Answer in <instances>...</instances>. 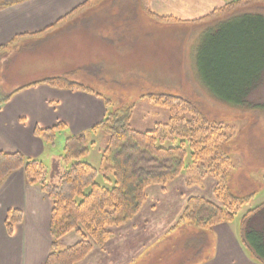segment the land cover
Here are the masks:
<instances>
[{"label": "trees", "instance_id": "trees-1", "mask_svg": "<svg viewBox=\"0 0 264 264\" xmlns=\"http://www.w3.org/2000/svg\"><path fill=\"white\" fill-rule=\"evenodd\" d=\"M101 1L85 0L60 23ZM149 1L141 0V7L149 17L169 23L183 22L175 16L158 15L150 9ZM221 1L222 7L190 22L208 23L229 17L219 33L206 41L199 63L208 83L225 100L243 104L264 76V0ZM234 17L237 20H232ZM20 39L16 37L10 45L0 46V53ZM221 45L227 49H218ZM212 77H218L219 81ZM44 82L55 88L93 92L91 87L65 77L48 78ZM145 97L168 110L170 117L166 123H157L144 132L133 129L130 121L135 104L130 103L112 110L108 108L106 117L92 128V132L101 129L109 136L103 157L109 161L113 173V181L107 180L112 187L98 183L100 170L83 159L92 145L84 133L66 139L61 156L63 169L57 183L48 180L42 160L26 157L21 152L0 151V187L12 173L23 170L27 181L39 185L52 202V248L44 264L82 261L95 246L103 247L113 238L112 227L125 224L138 214L147 199L149 186L165 187L193 167L200 176L209 175L217 180L215 200L191 197L179 225L211 229L230 223L250 201V195L234 194L228 182L234 168L232 159L222 149L230 140L228 124L209 119L196 103L182 96L147 94ZM10 98L0 87V105ZM103 98L110 107L112 101ZM65 127L62 122L47 128L37 127L35 134L53 143ZM21 220L22 212L11 210L6 221L8 231ZM241 223L242 242L254 260L264 264V203L243 215ZM70 232L78 233L81 240L62 247L61 238Z\"/></svg>", "mask_w": 264, "mask_h": 264}, {"label": "crops", "instance_id": "crops-1", "mask_svg": "<svg viewBox=\"0 0 264 264\" xmlns=\"http://www.w3.org/2000/svg\"><path fill=\"white\" fill-rule=\"evenodd\" d=\"M84 1L0 0V46L10 45L16 37H21L17 43L23 44L28 40L45 41L55 30L70 25L60 20ZM223 5L220 0L149 1L150 9L158 15L186 22ZM9 48L0 56V64L7 60L4 58ZM52 77L68 78L66 74L51 75L10 92L0 85L3 93L11 96L0 105V151L21 152L43 161L49 153V142L35 134L37 127L62 122L66 127L59 133L64 132L67 138L80 133L88 136L106 117L109 107L101 93L90 85L93 92L55 88L44 82ZM89 141L94 143V139ZM59 174L51 179L48 174V180L57 183ZM216 185L212 176L186 172L165 187L149 186L138 214L112 227L113 238L103 247L95 246L77 264H260L246 249L242 231L233 227L234 220L211 229L179 225L188 200L194 196L215 200ZM11 210L21 211L22 220L9 232L6 221ZM51 210V200L39 185L27 181L23 170L6 179L0 187V264L45 263L52 248ZM80 240L78 233L70 232L61 238L60 245L72 246Z\"/></svg>", "mask_w": 264, "mask_h": 264}, {"label": "rangeland", "instance_id": "rangeland-1", "mask_svg": "<svg viewBox=\"0 0 264 264\" xmlns=\"http://www.w3.org/2000/svg\"><path fill=\"white\" fill-rule=\"evenodd\" d=\"M148 17L141 0H102L67 19L64 25L70 24L69 28L55 30L43 42L11 45L7 60L0 64V85L10 92L47 76L66 74L110 99L109 110L135 104L130 124L142 132L170 117L167 109L145 95L173 94L192 100L206 117L230 127V140L222 145L234 163L228 182L234 194L250 195L233 223L241 232L243 215L264 203V76L243 104L225 100L208 83L199 55L229 17L208 23H169ZM87 137L94 143L83 159L100 170L98 183L112 187L107 180L113 181V173L103 157L109 136L99 129ZM66 139L62 132L48 143L49 153L42 159L50 179L62 171ZM186 172L192 175L196 169Z\"/></svg>", "mask_w": 264, "mask_h": 264}]
</instances>
